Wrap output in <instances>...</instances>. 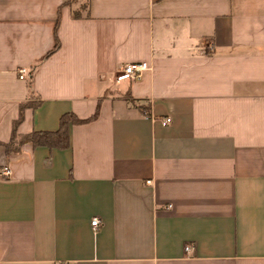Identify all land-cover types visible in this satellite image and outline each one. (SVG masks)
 Here are the masks:
<instances>
[{"label":"crops","instance_id":"obj_1","mask_svg":"<svg viewBox=\"0 0 264 264\" xmlns=\"http://www.w3.org/2000/svg\"><path fill=\"white\" fill-rule=\"evenodd\" d=\"M26 103L98 116L0 145V264H264V0H0V144Z\"/></svg>","mask_w":264,"mask_h":264},{"label":"trees","instance_id":"obj_2","mask_svg":"<svg viewBox=\"0 0 264 264\" xmlns=\"http://www.w3.org/2000/svg\"><path fill=\"white\" fill-rule=\"evenodd\" d=\"M78 17V14H74ZM59 42L56 41L55 47L46 57L51 56L59 49ZM31 89V85H29ZM40 103H26L20 106L18 119L12 125L11 137L8 143L0 144L8 157L18 155L22 152V147L31 144L34 148L46 147L48 149L65 150L69 148V127L72 125H83L94 121L98 116V108L94 114L87 119H78L73 113H65L59 119L58 129L54 132L33 131L27 135L17 134V127L23 119V110L25 108H36Z\"/></svg>","mask_w":264,"mask_h":264},{"label":"built area","instance_id":"obj_3","mask_svg":"<svg viewBox=\"0 0 264 264\" xmlns=\"http://www.w3.org/2000/svg\"><path fill=\"white\" fill-rule=\"evenodd\" d=\"M149 66L146 63H133V64H126L119 68L115 74V82L121 83V82H136L140 81L144 74L149 70ZM27 70L24 68H21L18 70V76L20 80H24L27 77ZM172 120L171 118H165L161 120L162 126H168L171 124ZM3 175L8 176L10 174V170L5 167L2 172ZM147 183H150L149 180L146 181ZM100 219L99 217H93L90 221V225L93 230H98L100 227ZM184 250L186 252H190L192 250V247L190 245H186L184 247Z\"/></svg>","mask_w":264,"mask_h":264}]
</instances>
